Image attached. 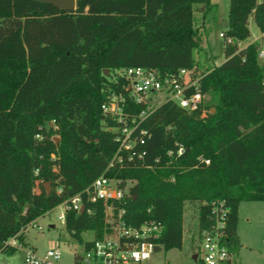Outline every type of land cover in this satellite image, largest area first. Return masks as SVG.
Returning <instances> with one entry per match:
<instances>
[{"label":"trees","instance_id":"obj_1","mask_svg":"<svg viewBox=\"0 0 264 264\" xmlns=\"http://www.w3.org/2000/svg\"><path fill=\"white\" fill-rule=\"evenodd\" d=\"M211 6V0H76V9L66 11L36 0H0L3 252H16L4 242L17 237L25 244L29 224L84 195L101 175L129 186L116 205L131 224L163 223L156 243L166 251L182 248L187 202H200L202 229L213 203L225 200L227 245L232 255L239 251V205L264 201V63L258 41L238 43L250 37L252 17L264 31V0H230L224 60L187 91L206 95L199 109L173 101L156 106L122 161L114 160L120 142L111 129L120 123L102 111L112 94L131 115L145 108L131 100L119 70L145 67L178 76L195 67L203 28L194 25V14L200 9L205 17ZM65 225L88 248L92 241L84 233L103 237L104 202L85 201L84 211L66 214Z\"/></svg>","mask_w":264,"mask_h":264},{"label":"built area","instance_id":"obj_2","mask_svg":"<svg viewBox=\"0 0 264 264\" xmlns=\"http://www.w3.org/2000/svg\"><path fill=\"white\" fill-rule=\"evenodd\" d=\"M220 36L225 39V32H221ZM256 41L260 43L259 58L264 63V31H260V34L249 43ZM228 42H232V39L228 38ZM249 43L244 45L239 42L238 46L243 48ZM118 74L127 80L126 90L131 100L137 104H143L145 108L139 114L131 115L124 110L123 98L115 94L111 95L109 101L102 104L104 115L120 123L119 126L111 128L116 133V140L120 142V148L114 160L122 161L121 152L133 149L138 139L135 134L140 122L158 106L154 103L151 94L162 93L165 96L164 102L173 101L189 111L199 109L206 97L200 91L187 93L190 87L198 88L199 78L203 74L195 67L182 69L178 76H164L158 69L145 67L125 68L119 70ZM139 132L147 133L142 129ZM36 138L41 139L43 136L38 133ZM178 153H182L181 148ZM205 162L209 164V160ZM120 183V180L101 175L86 189L84 195L77 194L58 205L62 209L59 218L65 223L66 214L69 211L80 212L82 208H84L83 211L85 210V201L88 203L103 201L105 204L106 226L103 237L94 236L88 239L92 241L88 248L79 243L81 250L74 251L73 264H141L157 252L155 249L157 245L162 247L156 243L163 232L161 221L147 219L140 224H131L127 219L126 209L116 205V203H123L129 195V186L121 187ZM227 213L228 207L225 206V200L215 201L209 224L202 229L199 228L200 264H233V255L227 245ZM34 222L36 220L32 223ZM4 247L13 248L17 252L22 251L24 254L21 262L12 264H64L57 242L45 253H38L33 248L27 247L17 237L6 240ZM0 252H3L2 248Z\"/></svg>","mask_w":264,"mask_h":264},{"label":"rangeland","instance_id":"obj_3","mask_svg":"<svg viewBox=\"0 0 264 264\" xmlns=\"http://www.w3.org/2000/svg\"><path fill=\"white\" fill-rule=\"evenodd\" d=\"M211 8L204 17L200 9L194 14V25L203 28V39L209 43L213 56L208 55L203 62L202 72H207L218 64L223 58L224 38L220 36L228 26V13L230 0H211ZM250 37L242 44L251 42L260 34L254 20L250 18ZM202 39V38H201ZM200 44V40L198 41ZM206 43L205 47H206ZM199 52L194 50L195 60L198 64ZM211 53V54H212ZM199 58V59H198ZM155 104L160 105L165 101L162 93L151 94ZM58 138V137H57ZM200 202H187L185 205L183 222L182 248L154 252L152 257L141 264H196L193 255L200 251L201 242L198 238V216ZM62 209L58 206L48 211L44 216L31 223L25 230V245L33 248L38 253H45L55 242L59 243L62 261L64 264H73L75 250H81L79 242L68 232L65 223L59 218ZM241 247L233 255V264H264V201H243L239 206V226ZM93 232L84 233V238L92 239ZM23 252H0V264H12L23 260Z\"/></svg>","mask_w":264,"mask_h":264},{"label":"crops","instance_id":"obj_4","mask_svg":"<svg viewBox=\"0 0 264 264\" xmlns=\"http://www.w3.org/2000/svg\"><path fill=\"white\" fill-rule=\"evenodd\" d=\"M202 39H200V44H199V46H198V48H196L197 49V51L199 52L198 54H199V58H201L199 61H201L200 62V64H198L197 62H196V65H195V69L196 70H198V69H202V65H203V62H205V61H207V57H208V55H209V53H210V55H214L213 53H212V50H211V48H210V45H209V43H206L205 42V40L203 39V36L201 37ZM204 43H206V47H205V44ZM249 43V42H248ZM212 53V54H211ZM195 56V55H194ZM196 57V56H195ZM197 58V57H196ZM198 58V59H199ZM224 60V58L218 63V64H220L222 61ZM203 61V62H202ZM198 71H200V70H198ZM202 72V71H201ZM240 206V205H239ZM199 223V222H198ZM238 226H239V222H238ZM238 228L239 227H237V233H238V236H239V239H240V232H239V230H238ZM198 232H199V225H198ZM198 236H199V234H198ZM240 242H241V239H240ZM193 258H194V260L197 262L196 264H200V253H199V251H197V252H194V255H193ZM14 263V262H13Z\"/></svg>","mask_w":264,"mask_h":264},{"label":"water","instance_id":"obj_5","mask_svg":"<svg viewBox=\"0 0 264 264\" xmlns=\"http://www.w3.org/2000/svg\"><path fill=\"white\" fill-rule=\"evenodd\" d=\"M36 1H40V2H45V3H49L61 10H66V11H73L76 9V0H36ZM106 74H109V70L105 69L104 71ZM59 138H57L58 140ZM45 187L47 188V191H50V183L47 182L45 183ZM84 208H82L83 211ZM157 251H159L161 249V247L159 245L156 246L155 248Z\"/></svg>","mask_w":264,"mask_h":264}]
</instances>
